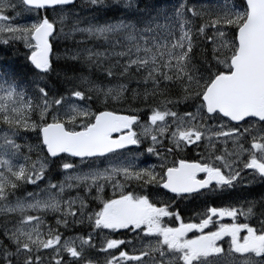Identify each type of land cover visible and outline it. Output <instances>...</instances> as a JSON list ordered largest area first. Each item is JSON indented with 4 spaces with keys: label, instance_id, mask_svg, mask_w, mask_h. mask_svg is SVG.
Segmentation results:
<instances>
[{
    "label": "snow or ice",
    "instance_id": "6c2138e0",
    "mask_svg": "<svg viewBox=\"0 0 264 264\" xmlns=\"http://www.w3.org/2000/svg\"><path fill=\"white\" fill-rule=\"evenodd\" d=\"M75 8L0 0V44H22L32 70L27 85L0 78V264H264V195L179 210L264 182V0H123L121 18L86 27ZM74 33L108 46L69 56L104 80L53 89L54 41Z\"/></svg>",
    "mask_w": 264,
    "mask_h": 264
},
{
    "label": "trees",
    "instance_id": "16d2710c",
    "mask_svg": "<svg viewBox=\"0 0 264 264\" xmlns=\"http://www.w3.org/2000/svg\"><path fill=\"white\" fill-rule=\"evenodd\" d=\"M83 3V4H82ZM109 6L107 8H104L102 10H95L94 6H91L87 2H76V8L75 11L79 14L80 17L83 18L82 23L79 25L80 27H86L91 21L92 23L96 24H102L105 22H110V21H115L119 18H121V12L126 11L122 8L121 4H113L112 0H109L106 2ZM110 3V4H109ZM151 3L156 7H165L168 6L169 8L171 7L172 4L176 3V0H151ZM120 6V7H119ZM143 6V5H141ZM11 15H14V13H10ZM48 15H50L48 13ZM27 16V15H25ZM95 17V19H92V17ZM71 25L72 21L67 22V26L65 28L66 32L71 31ZM78 41H86V43H78ZM81 44V45H80ZM86 47H92L94 50H105L107 45L104 44L102 40L97 41L95 38H88L85 34H80V33H74L69 37L65 38H60L56 41H54V52L53 55L59 54V52L62 53V55H69L68 52L70 51H75L77 49H84ZM102 50V51H103ZM24 49L23 45H12V46H4L0 44V78L3 79H12L15 78L17 79L22 85H27L32 76V70L30 66L27 64L25 57H24ZM68 53V54H67ZM53 61L55 63V67L57 72H54L52 74V77L49 81V85L53 89H60L61 91L64 90L66 87L64 80L65 76L67 77H80V76H90L92 79L95 80H101L103 81L104 78L101 76L100 72L95 68V67H90L88 63L81 57L79 61H73L70 58H62L59 59L58 57L55 58L53 56ZM107 66V62L105 64ZM57 73H60L59 78L57 77ZM107 83V81H104ZM137 85L135 82H133L130 87L135 88ZM182 106V107H181ZM180 108L183 109V105H181ZM181 109V110H182ZM25 136H22L18 138V143L21 144H26V143H33L35 141V137H31V139L24 141ZM29 138L28 136H26ZM24 151L26 152L27 149L25 148ZM182 155L186 157H193L195 156V153L193 151H187L185 153H182ZM33 159H35V154L33 153ZM54 170V171H53ZM53 180L54 182H59L63 179V175L61 176V173H59L58 170L53 168ZM56 171V172H55ZM58 172V173H57ZM58 176H55V175ZM60 174V177H59ZM59 179H55V178ZM61 179V180H60ZM56 180V181H55ZM58 180V181H57ZM44 186V185H43ZM41 184V187H43ZM240 189V187H238ZM36 186L34 185H25L22 189L18 190L16 195L18 196H23L25 192H31L35 191ZM75 191V190H74ZM73 193L70 192L71 195H76V191ZM106 195L110 196V191L106 190ZM253 192V194H252ZM257 193V194H256ZM259 192L255 191V189L250 190V195L249 197H253V200H256L255 198ZM69 194V195H70ZM68 195V193L66 194ZM184 205H186L184 202H182ZM181 211V210H180ZM182 216H185L186 214L181 211ZM51 216V215H49ZM52 217V216H51ZM49 217L48 221L51 223L52 218ZM243 218V217H242ZM77 230L75 229L72 232H67L63 229L61 231L65 232V234L72 235L74 234Z\"/></svg>",
    "mask_w": 264,
    "mask_h": 264
},
{
    "label": "rangeland",
    "instance_id": "374dc122",
    "mask_svg": "<svg viewBox=\"0 0 264 264\" xmlns=\"http://www.w3.org/2000/svg\"><path fill=\"white\" fill-rule=\"evenodd\" d=\"M79 1L86 2V0H79ZM107 1H109V0H106V2ZM196 2L199 3V4H202V5H206L209 8H211V7L216 6L218 3H222V0H196ZM120 4L123 5V0H120ZM51 15H52V13L50 12L49 16H51ZM30 19H31V17L23 15L20 19H18L17 22L18 23H26V22H29ZM73 52H68L69 55H62V53L59 52V54H55L54 56H55V58L58 57L59 59L69 58V56ZM27 140L28 139L25 137L24 141H27ZM229 147H231V145H229ZM141 160L145 164V166L147 164H152V163H156L157 162L155 157L148 156V154L146 152H145V155L141 158ZM254 182H261V181L260 180H256ZM254 182H252V183H254ZM252 183L244 184V186L240 187V189H238V187H237V189L235 191H233V192H231L230 194H227V195L225 193V195L221 196V195H218V194L214 193V194H208L207 196L201 197L199 199H191V198H189L188 200H185L184 202H185L186 205H184L183 203L180 204V210L182 212L186 213V215L183 216V218L185 219V221H188L191 216H193L197 211L201 210L204 207L205 202L211 203L212 201H214L216 203V205H225V204H227L230 201H236V200H239V199H242V198H246L247 200H253V197L252 198L249 197L251 195L248 193L249 189L256 188V187L251 185ZM108 190H110V196H111V194H112L111 188H109ZM259 192H260V193H258L259 195H257L255 197V198H257L256 200H259L260 197L262 195H264V189H260ZM220 199H221V201H219ZM225 201H227V202H225ZM52 222H54V218L53 217H52ZM167 222L170 223V224L172 223L171 220H169ZM225 222H230V221L226 220ZM77 229H79V230H77L76 233L83 232V231L86 232L87 231V227H85V226L83 228H77ZM65 235H68V234H65ZM189 235H191V234H189ZM101 260H102V258H101Z\"/></svg>",
    "mask_w": 264,
    "mask_h": 264
},
{
    "label": "bare ground",
    "instance_id": "6f19581e",
    "mask_svg": "<svg viewBox=\"0 0 264 264\" xmlns=\"http://www.w3.org/2000/svg\"><path fill=\"white\" fill-rule=\"evenodd\" d=\"M82 4H83V3H82ZM106 4H107V3H106ZM109 4H110V3H109ZM107 5H108V4H107ZM108 6H109V5H108ZM119 7H120V6H119ZM102 50H103V49H102ZM102 50H101V51H102ZM70 52H72V51H70ZM67 54H68V53H67ZM70 54H71V53H70ZM181 107H182V106H181ZM181 109H182V108H181ZM182 110H183V109H182ZM21 137H22V136H21ZM25 137H26V136H25ZM25 137H23V138H25ZM26 138H27V137H26ZM27 139L29 140V138H27ZM17 142H18V141H17ZM34 154H35V153H34ZM32 155H33V154H32ZM53 171H54V170H53ZM53 171H52V172H53ZM52 172H51V173H52ZM55 172H56V171H55ZM51 173H50V174H51ZM57 173H58V172H57ZM59 173H60V172H59ZM52 174H53V173H52ZM52 174H51V175H52ZM53 175H54V174H53ZM55 176H58V175L56 174ZM61 176H62V174H61ZM59 177H60V174H59ZM54 178H55V177H54ZM52 179H53V176H52ZM55 179H59V178L56 177ZM60 180H61V179H60ZM55 181H56V180H55ZM57 181H58V180H57ZM53 182H54V180H53ZM42 186H43V184H42ZM107 190H108V189H107ZM259 190H260V189H259ZM259 190H256V191L259 192ZM73 191H74V190H73ZM261 191H262V190H261ZM74 192H75V191H74ZM71 193H73V192L71 191ZM75 193H76V192H75ZM106 193H107V192H106ZM259 193H260V192H259ZM261 193H262V192H261ZM69 194H70V193H68V195H69ZM107 194H108V193H107ZM252 194H253V192H252ZM256 194H257V193H256ZM70 195H71V194H70ZM108 196H109V195H108ZM217 201H218V200H217ZM219 201H221V199H220ZM218 204H219V203H218ZM187 208H188V207H187ZM179 210H180V209H179ZM185 214H186V213H185ZM49 217H51V216H49ZM49 217H48V218H49ZM51 218H52V217H51ZM53 218H54V217H53ZM49 219H50V218H49ZM50 223H51V222H50ZM85 227H86V226H85ZM84 229H85V228H84ZM63 230H64V229H63ZM62 232H63V231H62ZM83 232H85V231H83ZM74 234H76V232H75Z\"/></svg>",
    "mask_w": 264,
    "mask_h": 264
},
{
    "label": "flooded vegetation",
    "instance_id": "af4514ba",
    "mask_svg": "<svg viewBox=\"0 0 264 264\" xmlns=\"http://www.w3.org/2000/svg\"><path fill=\"white\" fill-rule=\"evenodd\" d=\"M243 186H244V184H242ZM252 186H254V187H256V189H258L259 190V188L260 189H264V182H254V183H252L251 184ZM208 194H214V193H207L206 195H208ZM227 194H229V193H227ZM226 194V195H227ZM225 195V194H224ZM201 197H203V196H201ZM201 197H198V198H196V199H199V198H201ZM225 202H227V201H225Z\"/></svg>",
    "mask_w": 264,
    "mask_h": 264
}]
</instances>
